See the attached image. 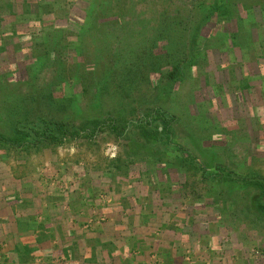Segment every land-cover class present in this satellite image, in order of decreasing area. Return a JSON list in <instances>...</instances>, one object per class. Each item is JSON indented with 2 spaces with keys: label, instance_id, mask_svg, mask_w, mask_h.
<instances>
[{
  "label": "rangeland",
  "instance_id": "obj_1",
  "mask_svg": "<svg viewBox=\"0 0 264 264\" xmlns=\"http://www.w3.org/2000/svg\"><path fill=\"white\" fill-rule=\"evenodd\" d=\"M0 3V135L26 142L43 119L73 131L109 114L177 117L170 146L139 131L0 143V264H45L73 237L111 259L129 238L174 240L176 225L195 238L170 264H264V188L236 180L264 178V0Z\"/></svg>",
  "mask_w": 264,
  "mask_h": 264
},
{
  "label": "trees",
  "instance_id": "obj_2",
  "mask_svg": "<svg viewBox=\"0 0 264 264\" xmlns=\"http://www.w3.org/2000/svg\"><path fill=\"white\" fill-rule=\"evenodd\" d=\"M224 9L225 5L222 3L220 9ZM223 13L228 17L227 11H223ZM164 16V15H163ZM162 16V17H163ZM211 16V15H209ZM163 19V18H162ZM163 21V20H162ZM164 21H167L165 19ZM203 22V21H201ZM201 22L198 23V25H194V27L191 30L184 29L185 35L183 34L180 39L181 41H177L178 45L183 48H187L189 42L193 41L195 38H197V35H200V31L202 29ZM174 20L172 18L171 23L164 26L166 28H171L174 32H177L175 30V26L173 25ZM194 38V39H193ZM183 40V41H182ZM192 43V42H191ZM179 49V50H181ZM180 53V52H179ZM176 73L179 72V69L175 67ZM175 74L173 73L172 77ZM37 103L36 100L34 101V104ZM33 109V108H32ZM31 111H29L26 116L31 117ZM136 116L134 117V120H128L126 124H123V122L120 123V121L115 118L112 114L107 115L104 117V120H96L91 125H86L85 127H80L79 129H74L72 131L71 128H68L66 123L63 121H53V119H43L42 125L37 128H33L32 131H29L26 133L24 131H19L21 134L24 133V138L27 136L26 142L21 141V137L14 139H9L5 136L0 135V143H3V145L10 146V147H27V146H33L38 147L39 145H62L64 142L68 139H95L98 134L107 133L110 134L116 139H126L129 137L130 134H132V131H139L140 135L142 136V140L144 144L147 146H155L158 143H161L165 141V138L168 137V145H172L170 143L172 140V132H170L171 126L176 123L177 117L170 115L169 113L163 111L161 108H154L152 109L151 113L147 116L144 115L141 111H138L135 113ZM125 122V121H124ZM157 123L158 125H155ZM19 129V128H18ZM36 136H35V135ZM35 136V137H34ZM166 136V137H165ZM147 138V140H144ZM180 151L181 148H179ZM182 152H186L183 150ZM221 169V168H220ZM223 173H220V176H222ZM228 178L233 177L232 174L226 175ZM219 178V176H218ZM238 181L243 182L244 185H251L253 187H260L264 188V178L256 176V175H248L247 177H236ZM262 201L264 203V196L259 198L258 203ZM259 206V205H258ZM259 209L264 211V205L259 206Z\"/></svg>",
  "mask_w": 264,
  "mask_h": 264
},
{
  "label": "crops",
  "instance_id": "obj_3",
  "mask_svg": "<svg viewBox=\"0 0 264 264\" xmlns=\"http://www.w3.org/2000/svg\"><path fill=\"white\" fill-rule=\"evenodd\" d=\"M143 218L147 222L153 220L148 216H144ZM176 226L180 227V229L174 230V233H172V231L166 230L169 234L171 233L170 236L174 237V240H166L167 242L162 241V243L159 241H154V239L149 241L150 239L144 236L143 241L139 243L138 240L136 241L129 238L127 244H119L115 250L116 254L113 255L111 259H109L108 256H104L101 249H96L94 246L91 247V245L88 244L92 243L93 241L87 242L84 237H73L75 240L68 239L64 249L60 250L59 247L54 251L48 249V252H45L44 254L46 262L45 264H140L144 259V255L149 256V253L153 252V249L157 250L158 254L156 253V257L153 254L150 255L152 259L158 258L160 260H158L159 262L156 261L157 264H170L172 263L173 257H175L176 250L179 246V241H183L182 239L184 237H189L191 239L195 238L193 234L190 235L188 231L186 232L183 230L182 226ZM171 242H173L174 245H172ZM192 243L193 241L191 242V246ZM124 245L127 248L128 256H126V258L122 254L123 249H119V247L125 248ZM125 259H127V261ZM136 260L139 262L137 263Z\"/></svg>",
  "mask_w": 264,
  "mask_h": 264
}]
</instances>
